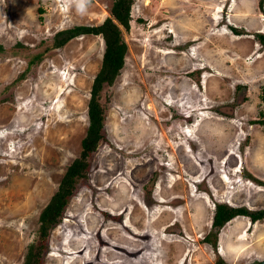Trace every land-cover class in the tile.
<instances>
[{"label": "rangeland", "instance_id": "374dc122", "mask_svg": "<svg viewBox=\"0 0 264 264\" xmlns=\"http://www.w3.org/2000/svg\"><path fill=\"white\" fill-rule=\"evenodd\" d=\"M250 1H134L124 67L102 93L104 139L43 264L264 261V220L238 216L211 234L217 203L264 209V0ZM112 2L81 12L76 0H0V264L25 262L82 153L105 44L86 35L45 49L58 31L100 25Z\"/></svg>", "mask_w": 264, "mask_h": 264}, {"label": "trees", "instance_id": "16d2710c", "mask_svg": "<svg viewBox=\"0 0 264 264\" xmlns=\"http://www.w3.org/2000/svg\"><path fill=\"white\" fill-rule=\"evenodd\" d=\"M135 0H113L110 9V17L96 26L79 25L58 31L52 38V42L45 49V53L52 49H61L67 43L80 36L93 35L101 36L105 44L102 64L96 74L90 92L88 102L89 126L87 134L82 141V153L66 170L58 190L51 197L48 204L39 216V226L36 232V240L30 244L26 253V260L23 264H43L45 256L46 241L49 239L51 231L60 224L64 212L70 202L76 187L85 178V170L88 166L87 158L95 151L100 141L104 139V127L107 118V100H102V93L105 88L111 87L116 78L120 75L125 64L127 54V44L123 38V31H130L132 20V9ZM235 35L244 34V30L230 27ZM256 37L264 45V35L257 34ZM4 52V47L0 45V54ZM42 53L31 56L29 66L41 61ZM262 122L261 124H263ZM264 186V183H259ZM243 216L252 222L264 220V209L251 211L244 207H232L227 204L217 203L212 222L211 234L216 238L224 226L232 219ZM205 240L210 245H214L210 240ZM46 247V248H45ZM260 264H264V261Z\"/></svg>", "mask_w": 264, "mask_h": 264}, {"label": "crops", "instance_id": "0c3cea01", "mask_svg": "<svg viewBox=\"0 0 264 264\" xmlns=\"http://www.w3.org/2000/svg\"><path fill=\"white\" fill-rule=\"evenodd\" d=\"M245 2H246V3H244V6H243V5H240V11H241L242 7H243V9H246V8H245L246 5H250V4H251V1H250V0H245ZM253 2H254V1H253ZM253 2H252V4L254 5ZM256 9H257V8H256ZM256 9H250L251 11L249 10L248 12H249V13H252V16H253V15H256V14H257V11H258V10H256ZM255 10H256V11H255ZM261 13H262V12H261ZM261 13H259V15H261ZM259 15L257 16L258 18L260 17ZM248 20H250V19H248ZM251 20H252V18H251ZM251 20H250V22H251Z\"/></svg>", "mask_w": 264, "mask_h": 264}, {"label": "clouds", "instance_id": "9594fccd", "mask_svg": "<svg viewBox=\"0 0 264 264\" xmlns=\"http://www.w3.org/2000/svg\"><path fill=\"white\" fill-rule=\"evenodd\" d=\"M78 11L83 12L86 5V0H76ZM236 28V27H235Z\"/></svg>", "mask_w": 264, "mask_h": 264}]
</instances>
